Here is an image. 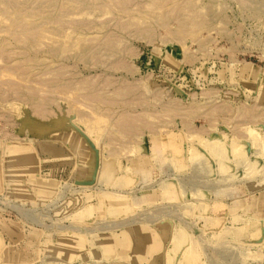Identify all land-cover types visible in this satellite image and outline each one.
<instances>
[{"label": "rangeland", "instance_id": "374dc122", "mask_svg": "<svg viewBox=\"0 0 264 264\" xmlns=\"http://www.w3.org/2000/svg\"><path fill=\"white\" fill-rule=\"evenodd\" d=\"M0 264H264V0H0Z\"/></svg>", "mask_w": 264, "mask_h": 264}, {"label": "bare ground", "instance_id": "6f19581e", "mask_svg": "<svg viewBox=\"0 0 264 264\" xmlns=\"http://www.w3.org/2000/svg\"><path fill=\"white\" fill-rule=\"evenodd\" d=\"M176 151H177V149H176ZM178 152V151H177ZM111 165V164H110ZM107 168H108V166H107ZM109 169H110V166H109Z\"/></svg>", "mask_w": 264, "mask_h": 264}]
</instances>
